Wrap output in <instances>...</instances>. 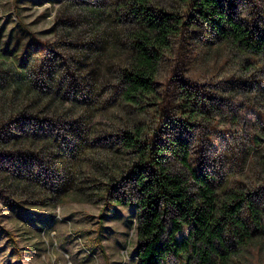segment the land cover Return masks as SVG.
<instances>
[{
    "label": "trees",
    "instance_id": "trees-1",
    "mask_svg": "<svg viewBox=\"0 0 264 264\" xmlns=\"http://www.w3.org/2000/svg\"><path fill=\"white\" fill-rule=\"evenodd\" d=\"M240 6L70 0L46 51L0 43L1 192L14 205L133 206L138 264H264V169L253 186L231 185L218 163L198 165L192 128L213 96L181 89L170 105L158 88L190 32L264 60V32Z\"/></svg>",
    "mask_w": 264,
    "mask_h": 264
},
{
    "label": "rangeland",
    "instance_id": "rangeland-1",
    "mask_svg": "<svg viewBox=\"0 0 264 264\" xmlns=\"http://www.w3.org/2000/svg\"><path fill=\"white\" fill-rule=\"evenodd\" d=\"M68 2L0 0V43L44 45L46 51L55 40L54 23ZM236 2L241 19L255 32H264V0ZM206 42L201 34L190 32L174 43L162 65L159 92L170 105L181 89L212 95L205 98L206 120L192 128L194 159L210 169L218 163L226 171V183L253 186L264 169V60ZM242 77L252 83L246 91L237 84ZM150 115L152 120L155 115ZM12 203L18 201L11 202L0 190V264H138L133 206L99 198H68L49 205Z\"/></svg>",
    "mask_w": 264,
    "mask_h": 264
}]
</instances>
